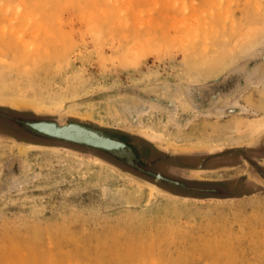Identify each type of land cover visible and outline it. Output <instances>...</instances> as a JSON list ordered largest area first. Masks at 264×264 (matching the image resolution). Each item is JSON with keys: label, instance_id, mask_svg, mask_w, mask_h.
Segmentation results:
<instances>
[{"label": "rangeland", "instance_id": "1", "mask_svg": "<svg viewBox=\"0 0 264 264\" xmlns=\"http://www.w3.org/2000/svg\"><path fill=\"white\" fill-rule=\"evenodd\" d=\"M0 92V264H264V0H0ZM13 118L196 169L169 184Z\"/></svg>", "mask_w": 264, "mask_h": 264}, {"label": "water", "instance_id": "2", "mask_svg": "<svg viewBox=\"0 0 264 264\" xmlns=\"http://www.w3.org/2000/svg\"><path fill=\"white\" fill-rule=\"evenodd\" d=\"M0 105H5V103L3 104L0 103ZM13 120L21 128L37 136H43L47 138L63 140L66 142L79 144L85 147L97 149V150L107 152V153H110V149L114 148L113 146H111L113 145L112 139L98 133L95 129H94L95 131H93V130L88 129L87 126H86L87 128L83 127L82 126L83 124H80L78 122L58 121L57 119H52V118H23V119L13 118ZM43 122H47L51 124L52 126H58L61 129L65 128V130L64 132H61L60 129L59 131H55V130L47 131L41 125ZM67 131L70 133H68ZM165 151H167V149H165ZM150 175L154 176L156 179L164 180L168 182L169 184L177 185L180 187H187L183 181L168 178L160 173H153ZM206 190L209 192H215L217 191V188L210 187V188H207Z\"/></svg>", "mask_w": 264, "mask_h": 264}, {"label": "flooded vegetation", "instance_id": "3", "mask_svg": "<svg viewBox=\"0 0 264 264\" xmlns=\"http://www.w3.org/2000/svg\"><path fill=\"white\" fill-rule=\"evenodd\" d=\"M90 128L95 129L94 127H90ZM95 130L99 131L97 129H95ZM99 132H101V131H99ZM101 133H103V132H101ZM103 134H105V135H107L113 139H117L119 141H122L127 146H130L131 149L136 154L140 165L137 166V165H134L132 163L130 164L124 160L123 161L126 162L127 164L131 165V166L138 168L139 170H141L147 174H149V173L151 174L154 172L156 173V171H154L152 169H157L158 171H160L157 173H161L162 175H164L168 178H169V175H172L176 178H180V177L183 178L184 176H181V175H183L185 173V170H195L196 169V167H194L193 163H186V162H184V160H182L184 163H179V164L176 162H171L170 158H167L165 155H163L164 153L160 149L156 148L153 144H151L147 140H142V139L137 138L138 142L134 143L129 138H127L126 136L121 135V134H114V133H103ZM258 172H260L264 176V170L259 169ZM165 174H167L168 176Z\"/></svg>", "mask_w": 264, "mask_h": 264}, {"label": "bare ground", "instance_id": "4", "mask_svg": "<svg viewBox=\"0 0 264 264\" xmlns=\"http://www.w3.org/2000/svg\"><path fill=\"white\" fill-rule=\"evenodd\" d=\"M188 83V82H187ZM174 86H176V85H174ZM155 92V91H154ZM5 94L3 93V92H0V97H1V100H0V103L1 104H3L4 102H7V100L4 98L5 96H4ZM164 97H166V98H172V97H174V98H181L183 101H186L187 99L186 98H184L183 97V95H184V93H183V91H182V89L181 88H178V89H172V88H168V87H165V89H164V92H163V94H162ZM12 98H15V99H20L21 97L20 96H12ZM3 99V100H2ZM5 100V101H4ZM12 102V101H11ZM10 102V103H11ZM23 102V101H22ZM174 102V101H173ZM18 103V102H17ZM226 103H228V102H226ZM226 103H224V104H226ZM7 104H9V103H7ZM23 104V103H22ZM26 104V103H25ZM36 104V103H35ZM34 105V104H33ZM19 106V105H18ZM223 106V105H222ZM219 107V106H218ZM20 108V107H19ZM170 113V112H169ZM73 123V122H72ZM43 127H44V129L45 130H47V131H52V130H55V131H59V129H60V131L61 132H64V130H65V128H63V129H61L60 127H58V126H52L51 124H49V123H47V122H43L42 124H41ZM83 127H86V126H84V125H82ZM56 127H58V128H56ZM88 127V126H87ZM86 127V128H87ZM42 129V128H41ZM88 129H90V130H93V131H95L94 129H92V128H90V127H88ZM71 130V129H70ZM68 132V131H67ZM98 133H100V134H102L101 132H99V131H97ZM68 133H70V132H68ZM103 135V134H102ZM104 136H106V137H109V136H107V135H104ZM110 138V137H109ZM147 138H149L151 141H154V142H156V140L152 137V136H148L147 135ZM110 139H112V138H110ZM105 141V140H104ZM112 144L113 145H111V146H113L114 148H112V149H110V150H117V149H120L121 147H122V145L123 144H121L119 141H117V140H114V139H112ZM193 175V174H192ZM127 197H129V196H127ZM41 248V247H40ZM42 249V248H41ZM230 252V251H229Z\"/></svg>", "mask_w": 264, "mask_h": 264}, {"label": "crops", "instance_id": "5", "mask_svg": "<svg viewBox=\"0 0 264 264\" xmlns=\"http://www.w3.org/2000/svg\"><path fill=\"white\" fill-rule=\"evenodd\" d=\"M182 170H183V169H182ZM188 171H189V170H185V173H184L183 175H181V176H185V174L188 173Z\"/></svg>", "mask_w": 264, "mask_h": 264}]
</instances>
